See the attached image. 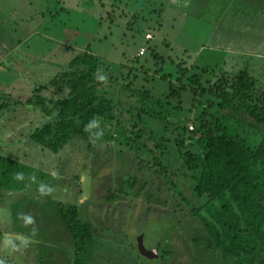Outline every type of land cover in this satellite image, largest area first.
Instances as JSON below:
<instances>
[{
	"label": "rangeland",
	"instance_id": "1",
	"mask_svg": "<svg viewBox=\"0 0 264 264\" xmlns=\"http://www.w3.org/2000/svg\"><path fill=\"white\" fill-rule=\"evenodd\" d=\"M228 1L68 0L69 9L62 10L59 0H0V23L11 19L18 23V32L24 30L32 35L27 42L21 40L19 51L13 52L6 61L2 56L8 44L0 40V59L4 61L0 64L4 71L0 72V87L13 83L15 87L11 91L14 95L28 96L33 88L46 85L73 55L87 46L114 66L128 67L130 64L140 72L142 69L147 71L143 75L145 82L141 76L138 84H144L145 89L157 98L169 91L170 81L179 83L180 69H191L192 66L209 67L213 78L222 71L235 74L245 69L263 86L264 0H254L249 11L235 8L238 12L235 20L226 16L221 20L222 6ZM109 15H112L110 20ZM148 32L152 34L150 41L146 40ZM142 47L146 48V53L138 59L143 68L139 60L134 63ZM153 53L164 57L163 62L155 60ZM181 61L186 63L177 66ZM158 69L161 70L158 72ZM163 74H169L168 79L161 78ZM5 95L0 88L2 100ZM207 98L208 95L202 96L199 101L204 103ZM194 99L188 88L181 93L180 100H172V105L181 106V110L168 107L174 124H163L155 119L145 122L156 130L157 137L166 138L161 156L162 164L167 167L166 176L152 174L149 168L141 170L133 153L124 146L108 142L110 123L100 130L102 137L104 135L108 140L94 144L98 157H92L93 151H88L86 143L80 140L67 144L58 154L45 149L30 137L31 129L41 116H36L37 112L33 111L30 114L20 112L19 107L12 113L10 104L11 110L5 116L14 119L2 123L3 126L0 123V262L47 264L51 260L50 264H69L71 248L49 235L61 220L58 204L77 202L85 204H82L83 213L93 223L97 224L99 218L103 221L105 228L97 233L102 244L123 250L119 252L127 251L137 264H167L159 261L167 236L177 252L173 263L187 264L190 253L184 242L193 232L191 224L200 226L193 218L192 208L197 206V201L190 192H183L185 213L177 214V220L192 221L188 224H177L178 221L170 216V207L149 201L143 194L135 196L133 192L109 207L101 197L108 192L105 190L107 185L112 183L111 187L115 188L118 179L125 177L128 171L149 182L148 188L156 178V190L161 195L169 189L167 182L171 180L179 183L180 190L186 187V181L178 176L181 158L173 140L179 132L174 131L179 125L178 119H186L187 124H192V119L201 111V108L191 110ZM23 116L26 127L22 131H13L10 137H3L1 130L17 126ZM187 116H191L190 119ZM256 131L250 130L248 136L255 137ZM80 149L84 153L76 155L74 151ZM20 173L23 179L16 178ZM174 173L178 177H173ZM76 175H80L81 180ZM103 204L105 206L101 208L99 205ZM178 206L177 211L180 210ZM29 216L32 223H26ZM51 250L57 256L50 257ZM157 254L158 259L155 258ZM144 255L155 259L148 260Z\"/></svg>",
	"mask_w": 264,
	"mask_h": 264
},
{
	"label": "trees",
	"instance_id": "2",
	"mask_svg": "<svg viewBox=\"0 0 264 264\" xmlns=\"http://www.w3.org/2000/svg\"><path fill=\"white\" fill-rule=\"evenodd\" d=\"M58 5L68 10L70 4L68 0H59ZM111 17L108 16L109 20ZM147 34L146 40H152ZM139 57L134 63L140 62ZM153 57L157 61L164 60L157 53H153ZM183 63L186 62L181 61L177 66ZM113 66L87 46L73 55L46 85L33 88L30 95L9 94V101L5 99L2 110L5 107L11 110V104L12 113L17 109L14 105H26L27 112H37L41 120L31 129L30 137L56 154L67 144L80 140L86 143L88 151H93L92 157H98L94 144L108 140L102 137L100 130L110 123L108 142L124 146L133 153L141 170L149 168L152 174L166 176L167 167L161 157L166 138L157 137L156 130L145 122L155 119L163 124H174L168 107L181 110L180 104L172 105V100H180L181 93L189 88L195 98L191 110L201 108V111L192 119L193 129L189 128L188 120L178 119L179 125L174 131L179 132L173 140L181 158L178 176L186 181V187L180 190L179 183L171 180L167 182L169 189L161 195L156 190V178L148 188L149 182L128 171L125 177L118 179L115 188L111 187L112 183L105 185L108 192L101 197L102 201L109 207L133 192L135 196L143 194L149 201L170 207V216L177 220L179 212L185 213L183 192H190L197 201V206L192 208L193 218L200 226L191 224L193 232L184 242L190 253L187 264H264V85L245 69L235 74L222 71L213 78L209 67L192 66L180 69L179 83L170 81L169 91L157 98L144 84H138L141 76L145 82L143 75L147 71L140 72L130 64ZM168 77L169 74L161 76ZM205 95H208L207 100L199 101ZM123 116L131 118L123 119ZM93 120L98 124L86 130L85 126ZM23 128L19 126L14 131ZM253 129L257 130L255 137H249ZM77 151H74L76 155L84 153L83 149ZM75 177L81 180L80 175ZM98 188L99 191L101 186ZM82 204L60 202L61 220L49 235L71 248L69 264H137L127 251L119 252L123 250L102 244L97 233L105 225L100 218L97 224L93 223L83 213L85 204ZM105 204L99 206L103 208ZM177 221V224L192 223L191 220L188 223ZM48 226L44 228L49 231ZM165 245L160 258L158 254L155 258L174 264L177 252L168 236ZM48 255L57 256L53 250Z\"/></svg>",
	"mask_w": 264,
	"mask_h": 264
},
{
	"label": "crops",
	"instance_id": "3",
	"mask_svg": "<svg viewBox=\"0 0 264 264\" xmlns=\"http://www.w3.org/2000/svg\"><path fill=\"white\" fill-rule=\"evenodd\" d=\"M252 2H254V0H247V1H243V0H238V2L236 0L234 1H231L229 0L228 3H226V5L222 6V12H221V20L223 18L228 17L229 20L233 19L235 20L237 15H238V12L236 9H241V10H244L246 9L247 11L251 10V6H252ZM222 5V4H220ZM236 5V6H235ZM218 7V6H217ZM217 7H215V9H217ZM236 8V9H235ZM231 10H233L231 12ZM7 23H0L1 25V29H0V40L6 42L8 44V47L6 48V53L2 56V59H4V61L7 60V58H9L10 56L13 55V52H16V51H19L20 47H21V40L22 42L25 41L27 42L32 36L30 33H27L25 32L24 30L21 32H18L16 29V26L18 25V23L16 21H11V19H6ZM225 20V19H224ZM228 20V21H229ZM19 28V27H17ZM5 31H7V33H5ZM18 35V36H17ZM18 42V43H17ZM242 54H246V53H242ZM3 60L1 61L0 59V64L4 62ZM3 69L1 68L0 69V72H4L2 71ZM14 73H15V70H14ZM20 76L22 77V74H20ZM18 79L20 78L19 76L17 77ZM23 78L25 79V76L23 75ZM15 87V85L13 83H10L8 85H5V87H0L3 91H4V95L2 98H5L7 100L8 96H10L9 94H11L12 96H14V93L11 91L12 88ZM13 101H15L14 99H12L11 103L13 104ZM3 104H5V100H2L1 97H0V123H1V126H3L2 123L6 122L7 120H12L14 119L13 116H5L3 114H6L9 113V108L5 107L4 110H2V106ZM19 109H20V112H26L27 110H29V107L28 106H18ZM14 108H16V105H14ZM30 112V111H29ZM28 112V114H29ZM31 113V112H30ZM18 117V120H20L19 116ZM24 118L22 119L23 121H20V123H18L17 121V118L15 119L16 124L18 123L17 126L14 125V127H9L8 129L7 128H3L1 130V134H3V137H10L11 134H13V131L14 130H17V128H19V126L21 125L22 122L23 123V127H26V117L23 116ZM20 124V125H19Z\"/></svg>",
	"mask_w": 264,
	"mask_h": 264
},
{
	"label": "clouds",
	"instance_id": "4",
	"mask_svg": "<svg viewBox=\"0 0 264 264\" xmlns=\"http://www.w3.org/2000/svg\"><path fill=\"white\" fill-rule=\"evenodd\" d=\"M96 124H98V121L93 120L89 123V125H86L85 128H86V130H88L89 128H91L93 125H96ZM16 178L17 179H23V174L22 173L17 174ZM32 222H33L32 217L29 216L26 218V223H32ZM0 264H3V262H0Z\"/></svg>",
	"mask_w": 264,
	"mask_h": 264
},
{
	"label": "built area",
	"instance_id": "5",
	"mask_svg": "<svg viewBox=\"0 0 264 264\" xmlns=\"http://www.w3.org/2000/svg\"><path fill=\"white\" fill-rule=\"evenodd\" d=\"M147 38H148V39H151V38H152V34H151V33H148V34H147ZM145 52H146L145 47H142V48L140 49V51H139V55H140V56H141V55H144ZM188 125H189V128H190V129H193V128H194L193 123H192V124H188Z\"/></svg>",
	"mask_w": 264,
	"mask_h": 264
}]
</instances>
